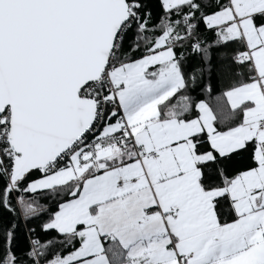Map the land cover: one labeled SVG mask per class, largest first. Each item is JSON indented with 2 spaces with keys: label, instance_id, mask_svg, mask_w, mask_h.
Wrapping results in <instances>:
<instances>
[{
  "label": "snow or ice",
  "instance_id": "obj_1",
  "mask_svg": "<svg viewBox=\"0 0 264 264\" xmlns=\"http://www.w3.org/2000/svg\"><path fill=\"white\" fill-rule=\"evenodd\" d=\"M0 264H264V0H0Z\"/></svg>",
  "mask_w": 264,
  "mask_h": 264
}]
</instances>
